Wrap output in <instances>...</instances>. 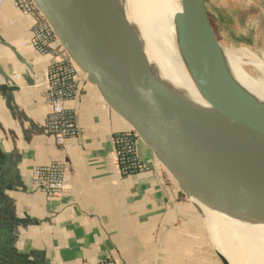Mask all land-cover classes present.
I'll return each mask as SVG.
<instances>
[{
	"label": "crops",
	"instance_id": "1",
	"mask_svg": "<svg viewBox=\"0 0 264 264\" xmlns=\"http://www.w3.org/2000/svg\"><path fill=\"white\" fill-rule=\"evenodd\" d=\"M32 25L12 0H0V264H229L198 209L141 143L147 169L121 176L113 136L129 127L81 75L82 90L66 103L80 134L57 145L45 129L50 58L31 46ZM53 162L66 166L57 198L31 179L33 168ZM232 251L234 262L256 264Z\"/></svg>",
	"mask_w": 264,
	"mask_h": 264
},
{
	"label": "water",
	"instance_id": "2",
	"mask_svg": "<svg viewBox=\"0 0 264 264\" xmlns=\"http://www.w3.org/2000/svg\"><path fill=\"white\" fill-rule=\"evenodd\" d=\"M32 2L83 83L95 85L126 122L129 129L120 133L137 152L139 143L150 150L204 220L191 197L241 222L264 225V107L227 70L212 25L233 31L227 12L216 8L212 14L208 0H181L198 26L179 27V48L209 94L218 114L213 119L198 115L156 81L115 0Z\"/></svg>",
	"mask_w": 264,
	"mask_h": 264
},
{
	"label": "bare ground",
	"instance_id": "3",
	"mask_svg": "<svg viewBox=\"0 0 264 264\" xmlns=\"http://www.w3.org/2000/svg\"><path fill=\"white\" fill-rule=\"evenodd\" d=\"M115 1L138 45L144 66L150 70L156 81L198 115L218 119L207 90L199 83L196 73L192 72L179 48V27L186 26L185 28L191 29L198 26L196 20L183 8L181 0ZM241 58L247 59L250 66L264 75V57L252 61L249 56L242 54ZM241 58L235 57L231 52H224L231 77L257 104L264 107V98H260L264 97V81L254 80L246 74L242 69ZM191 200L204 214L211 239L229 264H238L240 261L239 253H235L234 255L239 256L236 258L239 261L234 262L232 253L235 250L231 252V247L236 252L238 250L250 254L251 262L264 264V225L241 222L210 209L193 197ZM244 253L242 256L246 257ZM241 262L243 261L240 264Z\"/></svg>",
	"mask_w": 264,
	"mask_h": 264
},
{
	"label": "built area",
	"instance_id": "4",
	"mask_svg": "<svg viewBox=\"0 0 264 264\" xmlns=\"http://www.w3.org/2000/svg\"><path fill=\"white\" fill-rule=\"evenodd\" d=\"M16 8L33 20L30 43L42 56L50 58L46 71L44 99L50 108L45 120V129L62 146L69 138L79 136L75 114L66 108V103L74 100L82 90L80 75L59 43L50 25L35 8L32 0H12ZM116 160L121 176H129L146 170L132 142L122 133L113 136ZM66 166L53 162L35 167L31 171L34 186L49 198L59 197L65 188ZM98 264H118L106 259Z\"/></svg>",
	"mask_w": 264,
	"mask_h": 264
},
{
	"label": "rangeland",
	"instance_id": "5",
	"mask_svg": "<svg viewBox=\"0 0 264 264\" xmlns=\"http://www.w3.org/2000/svg\"><path fill=\"white\" fill-rule=\"evenodd\" d=\"M208 1V8L212 14H216V8L223 9L230 17V21L233 22V31H225L224 29L217 27L216 24L211 21L213 30L222 49L231 52L238 58H241L242 54H246L252 61L262 59L264 57V0ZM231 33H235L238 36L239 41L237 42L239 43H236L235 45L231 44ZM241 64L244 71L251 78L264 81V75L261 72H258L254 67L250 66L247 59L241 58ZM260 98L264 97L261 96Z\"/></svg>",
	"mask_w": 264,
	"mask_h": 264
}]
</instances>
